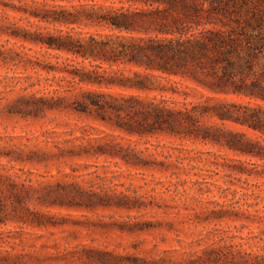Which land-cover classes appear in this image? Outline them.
Masks as SVG:
<instances>
[{
  "label": "trees",
  "instance_id": "1",
  "mask_svg": "<svg viewBox=\"0 0 264 264\" xmlns=\"http://www.w3.org/2000/svg\"><path fill=\"white\" fill-rule=\"evenodd\" d=\"M0 42V67L25 74L12 114L78 112L130 137L201 142L264 164V0H0ZM102 133L95 153L149 165L147 150ZM73 190L3 168L0 228L46 227L36 206L84 207V191ZM222 208L211 212L225 217ZM255 213L264 223V210ZM233 252L222 262L210 249L194 264H264Z\"/></svg>",
  "mask_w": 264,
  "mask_h": 264
},
{
  "label": "rangeland",
  "instance_id": "2",
  "mask_svg": "<svg viewBox=\"0 0 264 264\" xmlns=\"http://www.w3.org/2000/svg\"><path fill=\"white\" fill-rule=\"evenodd\" d=\"M21 73L0 67V170L68 192L78 186L84 207L36 206L48 215L46 227L0 228V264H194L210 249L223 252L222 262L237 250L264 256V223L255 213L264 210L262 162L165 135L130 137L78 112L23 119L10 113L26 94ZM102 131L147 150L149 165L95 153ZM6 154L34 162H9ZM221 207L225 217L211 212Z\"/></svg>",
  "mask_w": 264,
  "mask_h": 264
}]
</instances>
